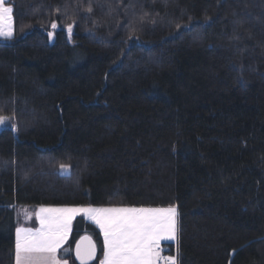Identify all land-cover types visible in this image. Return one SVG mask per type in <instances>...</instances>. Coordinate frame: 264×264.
<instances>
[{"label":"trees","instance_id":"16d2710c","mask_svg":"<svg viewBox=\"0 0 264 264\" xmlns=\"http://www.w3.org/2000/svg\"><path fill=\"white\" fill-rule=\"evenodd\" d=\"M8 3L0 264L41 205L174 206L177 264H264V0Z\"/></svg>","mask_w":264,"mask_h":264},{"label":"snow or ice","instance_id":"6c2138e0","mask_svg":"<svg viewBox=\"0 0 264 264\" xmlns=\"http://www.w3.org/2000/svg\"><path fill=\"white\" fill-rule=\"evenodd\" d=\"M0 0V36L13 35V7ZM54 28L55 24L52 25ZM71 31L72 25H68ZM5 117L0 116V124ZM62 168L66 167L61 165ZM86 213L103 232V259L100 264H177L176 257L162 256L161 240L175 239L177 211L167 208H45L37 213L38 229H16V264H68L59 259L58 250L68 238L70 225L77 213ZM87 241V243H84ZM81 264L96 256V246L82 237L76 245Z\"/></svg>","mask_w":264,"mask_h":264},{"label":"crops","instance_id":"0c3cea01","mask_svg":"<svg viewBox=\"0 0 264 264\" xmlns=\"http://www.w3.org/2000/svg\"><path fill=\"white\" fill-rule=\"evenodd\" d=\"M41 207H45V208H87V207L107 208V207H136V206H118V205H111V206H101V205H41V206L36 207L35 209L30 208L24 215H22V216L20 215V223H19L17 228H25V229H33V230L38 229L40 227V220H39V217H38L37 213L39 212ZM143 207L144 208H167V207H174V206H143ZM136 208H140V207H136ZM176 211H177L176 221H177V228H178V210H177V208H176ZM79 216H84L88 221L92 222L93 224H95L97 226V228L100 230V233L102 235L103 244H104L103 232L101 231L99 225L96 224L95 221L93 219H91L88 214L80 212V213L75 214V216L73 217V219L71 221V225H70V231H69V234H68V238L64 242L62 247L70 240V238L72 236V233H73V229H74V222ZM176 241H177V231H176V238L175 239L161 240L160 246H161L162 251L163 250L166 251V245L167 244L175 243ZM62 247L57 252L58 258L62 259V260H67L68 264H75L73 261H71L70 258H66L65 259V258H63L60 255V250L62 249ZM97 249H98V247H97ZM169 256H173V255L169 254ZM74 257H75V251H74ZM97 257H98V255H97ZM174 257H176V260H177V256H174ZM102 259H103V255H102L101 260ZM75 261L77 263H79L77 261L76 257H75ZM100 261L97 264H100ZM79 264H81V263H79Z\"/></svg>","mask_w":264,"mask_h":264},{"label":"rangeland","instance_id":"374dc122","mask_svg":"<svg viewBox=\"0 0 264 264\" xmlns=\"http://www.w3.org/2000/svg\"><path fill=\"white\" fill-rule=\"evenodd\" d=\"M6 6H11L12 7V5L10 3H8V0H7V3H6ZM14 34H15V24H14V15H13V35L12 36H14ZM0 37H5V36H0ZM8 123H9V120L8 121L5 120L2 125L8 124ZM30 208L31 207H28V206H20L19 207V215H21V216L24 215Z\"/></svg>","mask_w":264,"mask_h":264},{"label":"water","instance_id":"95a60500","mask_svg":"<svg viewBox=\"0 0 264 264\" xmlns=\"http://www.w3.org/2000/svg\"><path fill=\"white\" fill-rule=\"evenodd\" d=\"M82 237H88V238H90L91 242L96 246V256H95V258H94L93 260L88 261V264H92V263L96 260L97 255H98L97 244H96L95 240L92 238V236H90V235H88V234L83 235ZM82 237H81V238H82ZM81 238L77 241V243L81 241ZM77 243H76V245H77ZM84 243H87V241H85ZM76 245H75V257H76L77 261H78L79 263H81V261H80V260L77 258V256H76Z\"/></svg>","mask_w":264,"mask_h":264},{"label":"built area","instance_id":"2783aa9c","mask_svg":"<svg viewBox=\"0 0 264 264\" xmlns=\"http://www.w3.org/2000/svg\"><path fill=\"white\" fill-rule=\"evenodd\" d=\"M162 256H169V254L163 250L162 253H161ZM159 264H163V261H160Z\"/></svg>","mask_w":264,"mask_h":264}]
</instances>
